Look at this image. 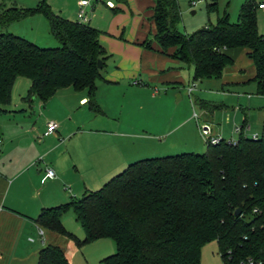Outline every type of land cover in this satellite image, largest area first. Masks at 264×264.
<instances>
[{
    "label": "trees",
    "instance_id": "16d2710c",
    "mask_svg": "<svg viewBox=\"0 0 264 264\" xmlns=\"http://www.w3.org/2000/svg\"><path fill=\"white\" fill-rule=\"evenodd\" d=\"M257 4L245 0L235 23L224 14L216 24L186 35L177 30V0H155L150 17L153 38L148 36L140 46L152 51L155 43L160 54L192 68L193 80L221 79L233 65L228 51L244 49L254 68L256 94L264 96V34L257 29ZM207 9L217 10L215 0ZM37 13L60 46L40 48L14 34H0V106L8 105L15 78L25 77L31 83L30 98L44 104L56 92L72 88L86 91L89 110L101 113L96 82L103 80L110 57L100 42L101 32L55 14L46 0L31 10L14 7L1 12L0 27ZM0 113L8 111L0 108ZM69 211L84 232L83 240L62 224ZM33 221L78 248L113 240L115 254L99 264H200L202 247L212 241L223 264H238L247 257L264 261V135L253 139L241 132L234 142L207 140L204 154L131 162L100 189L43 208ZM37 264L70 263L61 247L47 244Z\"/></svg>",
    "mask_w": 264,
    "mask_h": 264
},
{
    "label": "rangeland",
    "instance_id": "374dc122",
    "mask_svg": "<svg viewBox=\"0 0 264 264\" xmlns=\"http://www.w3.org/2000/svg\"><path fill=\"white\" fill-rule=\"evenodd\" d=\"M41 1L0 0V13L14 7L31 10L36 8ZM77 1L46 0L55 14L71 21L79 20L77 18L79 11ZM106 1L97 0L94 3L95 9L89 22L86 23L101 30L100 36L105 33L114 17V12L105 7ZM112 1L117 5V0ZM258 1L256 0V2ZM213 2L214 0H177L180 12L177 30L182 34L190 35L208 24H216L217 19L224 14H227L230 21L235 23L245 0H215L217 10L208 12V5ZM85 11L87 14V9ZM256 17L258 32L264 34V10L257 9ZM130 19V17L123 19L122 23L125 25L121 27L120 32L124 38L132 39L134 34L131 30H136ZM152 32L147 35L150 39L153 38ZM4 33L22 37L40 48L52 49L60 46L50 35L47 21L38 13L7 27H0V34ZM102 45L107 51L106 45L104 43ZM107 53L110 57L106 60L102 75L112 82L107 83L101 80L96 82L97 90L99 87L101 88V102L106 108L105 118L94 114L87 105L76 104L70 111L66 110L62 100H58V98H51L45 107L39 99L29 97L31 87L29 79L16 77L11 88L8 105L0 106L8 111V113H0V154H13V156L19 154L20 149H23L27 143L20 142L24 134L30 133L32 128L34 130L43 128L51 119L58 123L56 118H66L68 121H72L73 118L74 122H84L89 128L98 123L106 130L117 123L124 130L132 128L138 135L133 140L134 145L130 155L134 161L171 157L185 153L204 154L206 141L208 138H217L218 136L214 137L216 134L221 135L227 142L236 141L238 135L234 132L235 127L243 126L245 130L249 127V136L264 134V96L257 95L255 86L248 83L252 79L250 77L252 63L245 53L238 61H234V66L220 80H193V70L186 64H179V67L173 64L167 65L179 72L181 82L175 86H166L159 82L150 83L147 69L143 65H141L136 79H126L125 81L110 79L112 77L109 74L116 69L120 57L112 55L108 51ZM232 76L249 78L244 85H227L226 78ZM136 80H142L145 86L135 84ZM192 85L195 88L189 94L188 90ZM151 93H154L155 98L151 97ZM99 120L100 122H98ZM203 128H208L209 133L203 132ZM98 136H93L91 139L84 136L80 142L81 149L78 150L80 154L75 147L79 139L78 135L69 145L74 156L75 153L77 154L76 158L81 164L91 165V171H83L86 174L87 187L85 188L89 191L100 189L112 178L103 181L101 177H106L108 171L103 170L105 167L96 162L94 157H88L92 151L111 146L112 139L109 138L111 136ZM63 153L64 146L60 145L52 157L63 161ZM45 164H48L46 160L43 165ZM63 165L67 169L66 177L71 182L75 181V193L77 198H80L82 191L79 189L83 190L84 181L72 174L74 169L71 163L66 162ZM38 166L40 165L38 164ZM62 224L79 240L84 239V232L75 221L72 211L62 218ZM50 234L57 241H50L49 244H58L57 246L64 249L70 264H99L101 260L116 252L115 243L111 239H100L78 248L64 237L54 233ZM68 250H71L69 255ZM200 264H223L215 241L202 247Z\"/></svg>",
    "mask_w": 264,
    "mask_h": 264
},
{
    "label": "crops",
    "instance_id": "0c3cea01",
    "mask_svg": "<svg viewBox=\"0 0 264 264\" xmlns=\"http://www.w3.org/2000/svg\"><path fill=\"white\" fill-rule=\"evenodd\" d=\"M79 1H77V6ZM107 1L114 5V8H109L105 5V7L114 12V17L105 33L100 36V42L106 45L107 51L110 54L120 57L116 69L109 74L112 77L110 79H122L124 81L126 79H136L137 73L140 71L141 65H143L147 69L148 81L150 83L159 82L166 86L179 84L181 82L179 72L171 66L167 67V65L173 64L179 67V64L182 63L160 54L155 43L152 45V51L145 50L140 46L147 38L148 33H151L152 28H154L150 17L152 15L151 8L155 0H126V3L118 2L117 5L112 0ZM259 2L261 0L257 3ZM94 3H91L86 8L89 20L95 9ZM129 17L136 30H131L134 34L132 39L124 38V35L120 32L121 27L125 25V23H122L123 19H129ZM93 27L98 29L95 26ZM99 31L101 32V30ZM152 33H154V30ZM236 50L228 51V54L233 59V65L224 70L222 77L234 66V61H238L244 53L247 54V51L244 49ZM250 77L252 79L248 83H252L256 91V83L253 81V66ZM248 78L245 76H232L227 77L225 81H227V85H244L247 83ZM108 79L103 76V80L101 81L112 82ZM135 84L145 86L142 80H136ZM100 91L101 88L99 87L96 90V101L102 112L96 113V115L105 118L106 108L102 104L103 102H101ZM151 97L155 98L154 93H151ZM248 97L250 98L249 95ZM52 98L62 100L65 109L69 111L73 105H87V92L75 91L72 88L60 90ZM49 101L50 99L46 103H42L43 106L46 107ZM56 120L59 123V127L55 133L44 136L47 123L55 121L51 119L43 128H37L36 130L32 128L30 133L27 132L21 137L20 142L25 141L27 143L23 149H20L19 154L15 156L13 154H0V264H37L40 250L49 244L50 241H57L53 235L43 230V235L40 236L39 230L41 229L37 227L33 220L38 216L41 209L57 206L68 202L72 197H77L75 193V181L71 182L66 177L67 169L63 164L66 162L71 163L74 169L72 171L74 173L72 174L78 177L79 180L84 181L82 185L83 190L79 189V191H82V194L89 191L85 188L87 187L85 181L86 174L83 171H91V165H86V163L81 164L76 158L77 154L75 153L74 156L69 148L71 141L77 135L79 136L77 144H75L77 151L81 149L80 142L84 136H87L88 139L98 135V137H103L102 135L111 136L109 137L112 139V142H110L111 146L92 151V153L88 154V157H94L96 162L105 167L103 170L108 171V174H106L108 178H106L107 176L101 177L103 181L113 177L134 161L130 155L132 154L134 145L133 140L138 135L132 128L124 130L117 123V125L108 128L112 130L110 131L106 130L104 126L99 125L100 123L89 128L84 122H74L73 118L72 121H68L66 118H56ZM249 130V127H247L245 131L246 135H248ZM217 136L224 139L219 134L214 135V137ZM60 145L64 146L63 161L52 157ZM78 152L80 154V151ZM45 160L48 164L43 165ZM46 169L54 170L56 177L42 183L41 179ZM70 251L68 250V255L71 254Z\"/></svg>",
    "mask_w": 264,
    "mask_h": 264
},
{
    "label": "built area",
    "instance_id": "2783aa9c",
    "mask_svg": "<svg viewBox=\"0 0 264 264\" xmlns=\"http://www.w3.org/2000/svg\"><path fill=\"white\" fill-rule=\"evenodd\" d=\"M97 0H80L78 2V8L79 11L77 13V18L79 19L78 21L81 23H87L89 22V18L86 14L85 9L87 7H89L91 5V3L96 2ZM192 4H194V2H192ZM105 5L109 8H114V5L110 2H106ZM257 9L259 10H264V0H261V2H259L257 4ZM194 89V85H192L191 88H189L188 93L191 94L192 90ZM59 125L56 122H48L46 125V131L44 133V136H49L53 133H55L58 129ZM246 130L242 127H236L234 129V132L236 134H240L241 132H245ZM203 132H205L206 134L208 133V129L207 128H203ZM253 139H256L258 137V135H253L251 136ZM220 140V137L217 138H208L209 143L211 144H216L218 143ZM56 177L54 170L52 169H46L44 172V175L41 179V182L44 183L45 181L49 180V179H54ZM254 212H256V210H254ZM39 234L40 236L43 235L42 230H39ZM238 264H264V261L259 260V259H255L253 257H247L246 259L240 260L238 262Z\"/></svg>",
    "mask_w": 264,
    "mask_h": 264
},
{
    "label": "water",
    "instance_id": "95a60500",
    "mask_svg": "<svg viewBox=\"0 0 264 264\" xmlns=\"http://www.w3.org/2000/svg\"><path fill=\"white\" fill-rule=\"evenodd\" d=\"M97 67H98L99 70H102V69L104 68L103 62L99 60V61L97 62ZM178 98H180L179 95H178ZM235 215H236V216L240 215V210H239V209H237V210L235 211Z\"/></svg>",
    "mask_w": 264,
    "mask_h": 264
}]
</instances>
